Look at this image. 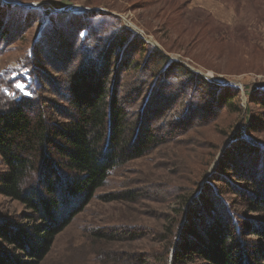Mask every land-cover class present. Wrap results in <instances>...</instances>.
Segmentation results:
<instances>
[{"label":"rangeland","instance_id":"rangeland-1","mask_svg":"<svg viewBox=\"0 0 264 264\" xmlns=\"http://www.w3.org/2000/svg\"><path fill=\"white\" fill-rule=\"evenodd\" d=\"M0 2L3 4V7L0 5L2 106L11 97L27 94V77L34 76L35 67L44 88L38 93L39 99H47L51 107L62 104L49 92H54L55 85L62 83L61 78L67 76L64 70L71 63H83L77 50L74 51L80 46L72 38L74 32L59 16L72 13H66L68 9L81 11L73 14L112 15L119 22L112 21L108 26H121L145 45L159 49L172 62L219 86L233 85L239 90L237 99L233 100L234 108H221L217 115L207 114L192 124L176 122L173 115L171 125L172 115L169 117L171 113H167L164 117L169 125L162 132L171 134L168 143L142 159L112 170L91 202L54 239L41 264H157L153 259L170 257L168 249L179 240L187 223L185 212L179 218L177 198L196 196L205 190V184L224 192L223 199L231 202L229 206L226 205L229 203L224 204L228 211H238L244 222L254 221V216L243 207V192L249 190L250 179L236 180L239 176L234 166L238 162L235 151L239 147L245 149L237 153L243 154L248 162L253 158L254 166L261 156L264 158V148L256 145H264V108L252 104L247 96L250 91L264 86V0ZM139 50L135 47L129 51H134L131 57L141 64L148 52L145 49L142 57ZM50 54L59 58L49 60ZM136 78L138 76H129L124 71H115L110 84L119 93L118 98H123L121 103L126 108L131 106L132 113L140 118V114L144 116L149 107L156 104L158 94L151 96L156 85L151 80L146 92L137 96L133 87H129ZM167 78H170L168 82L176 80L170 75L164 78L163 74L157 75L155 80L162 83ZM4 91L10 93L6 95ZM175 106L176 110H182L183 96ZM245 109L250 112L245 113ZM52 118L62 120L56 115ZM4 172L0 161V174ZM209 177L220 181L211 182ZM233 204L239 207L234 208ZM77 208L79 203L75 200L64 208L61 216L66 217ZM27 212L19 203L0 195V224L27 225ZM175 223L180 225L172 240L167 229ZM0 246L11 251L1 242ZM192 264L202 263L194 261Z\"/></svg>","mask_w":264,"mask_h":264},{"label":"trees","instance_id":"trees-1","mask_svg":"<svg viewBox=\"0 0 264 264\" xmlns=\"http://www.w3.org/2000/svg\"><path fill=\"white\" fill-rule=\"evenodd\" d=\"M0 5L3 7L1 2ZM59 16L74 32L72 38L80 44L74 51L84 63H71L64 70L67 76L61 78L65 85H55L54 92H49L62 104L51 107L47 99H39L38 93L44 88L35 67L34 76L27 77V94L11 97L4 106L0 105V161L5 170L0 174V195L28 211L27 225L0 224V242L11 249L9 252L0 246V264H41L54 239L91 202L112 170L142 159L168 143L171 134L162 132L169 125L164 117L167 113L172 115L171 125L173 115L176 122L192 124L207 114L217 115L221 108H234L233 100L239 95L235 86H219L172 62L159 49L145 45L121 26H108L112 21L119 22L112 15L84 12ZM135 47H139L140 56L148 52L141 64L131 57L134 51L129 50ZM54 57L59 58L48 55L49 60ZM115 71L138 76L129 85L137 96L146 92L151 80L156 83L155 89L161 88L153 90L151 96L158 94L156 104L144 116L137 118L131 106L126 108L121 103L123 98H118L119 93L110 84ZM159 74L176 80L157 82ZM181 96L182 110H176ZM247 96L252 104L264 108V86ZM249 112L245 109V113ZM54 115L62 120H53ZM256 145L264 148L262 143ZM243 149L235 151L238 162L234 170L239 176L236 180L250 179L249 190L243 192V207L254 221L244 222L238 211H228L224 204L229 206L231 202L223 199L224 192L205 184V190L198 195L177 198L179 218L185 212L187 223L179 240L170 245V257L155 258V263L264 264V158L261 156L254 166L253 158L248 162L237 153ZM208 180L220 181L210 177ZM75 200L79 208L61 216ZM179 225L171 224L167 229L172 240Z\"/></svg>","mask_w":264,"mask_h":264},{"label":"water","instance_id":"water-1","mask_svg":"<svg viewBox=\"0 0 264 264\" xmlns=\"http://www.w3.org/2000/svg\"><path fill=\"white\" fill-rule=\"evenodd\" d=\"M4 3H6V2H4ZM11 5H17V4H11ZM68 12H72V13H78V12H81V11H77V10H70V9H68V10H66V13H68Z\"/></svg>","mask_w":264,"mask_h":264}]
</instances>
